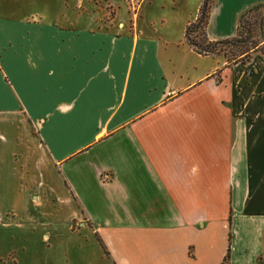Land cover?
Instances as JSON below:
<instances>
[{
  "label": "crops",
  "instance_id": "1",
  "mask_svg": "<svg viewBox=\"0 0 264 264\" xmlns=\"http://www.w3.org/2000/svg\"><path fill=\"white\" fill-rule=\"evenodd\" d=\"M260 3L214 0L208 39L235 36ZM106 5L0 0V189H18L36 155L46 196L59 187L102 237L125 236L106 242L114 264H260L264 57L229 64L185 43L202 4L181 20L183 55L178 37ZM215 187L230 198L220 217Z\"/></svg>",
  "mask_w": 264,
  "mask_h": 264
},
{
  "label": "rangeland",
  "instance_id": "2",
  "mask_svg": "<svg viewBox=\"0 0 264 264\" xmlns=\"http://www.w3.org/2000/svg\"><path fill=\"white\" fill-rule=\"evenodd\" d=\"M89 1L90 4L97 3L104 9L106 2L109 3L112 7H106L107 16L115 12L116 21H122L125 25L131 22L133 14L136 13L139 21L146 19L149 28L155 29L159 35L178 37L176 45L182 55L189 50L183 43L181 20L193 15L197 5L203 3V0ZM225 49L228 54L232 51L229 47ZM190 55L191 62L200 66L206 65V61L193 53ZM30 134L35 135L34 130L30 129ZM18 160L19 169L20 157ZM27 167V179L22 181L18 189H0V264H112L110 255L108 257L106 254V246H109L106 242L121 247L125 244V236L102 237L97 232L98 225L84 214L78 201L71 205V199L59 187H56V194L49 190L52 196H46L48 190H45L46 186L40 180L42 181L43 175V181H48V173L40 170L38 156L32 155L28 159ZM33 187L35 189H32ZM214 191L219 192V196L213 194V199L220 204L214 206L213 213L219 216L223 209L228 210L230 198L216 187ZM205 208L208 209V214H211V206L205 204L199 206V214ZM172 209V205H164L165 216L169 215ZM102 244H106L105 248ZM220 245V240L216 238L214 247L219 249ZM257 260L264 264V252ZM223 264H229V257Z\"/></svg>",
  "mask_w": 264,
  "mask_h": 264
},
{
  "label": "trees",
  "instance_id": "3",
  "mask_svg": "<svg viewBox=\"0 0 264 264\" xmlns=\"http://www.w3.org/2000/svg\"><path fill=\"white\" fill-rule=\"evenodd\" d=\"M213 3L214 0H203L197 20L185 28V43L202 55H223L229 64H247L255 54L264 57V3L256 4L240 15L235 36L210 41L207 27ZM224 47L231 48V53L228 54ZM106 254L108 256L107 251ZM227 260L228 254L224 261Z\"/></svg>",
  "mask_w": 264,
  "mask_h": 264
}]
</instances>
